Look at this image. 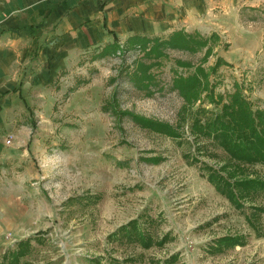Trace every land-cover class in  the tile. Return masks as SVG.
<instances>
[{"label": "rangeland", "instance_id": "374dc122", "mask_svg": "<svg viewBox=\"0 0 264 264\" xmlns=\"http://www.w3.org/2000/svg\"><path fill=\"white\" fill-rule=\"evenodd\" d=\"M240 11L221 27L208 14L201 22L191 14L189 50L143 40L103 50L102 58L88 53L50 85V102L33 88L27 114L7 119L2 133L21 162L0 165V264H163L173 254V264H264V211L260 236L246 220L251 206L264 209V192L236 209L206 168L233 183L264 178V165L235 169L193 125L220 114V97L229 100L236 85L254 111H264V11ZM193 76L201 100L189 104L178 87ZM157 124L178 135L158 132ZM155 157L161 161L149 162ZM135 218L155 238H168L144 249L113 237ZM236 234L246 236L245 246L208 250Z\"/></svg>", "mask_w": 264, "mask_h": 264}, {"label": "crops", "instance_id": "0c3cea01", "mask_svg": "<svg viewBox=\"0 0 264 264\" xmlns=\"http://www.w3.org/2000/svg\"><path fill=\"white\" fill-rule=\"evenodd\" d=\"M0 1V165L6 160L13 165L21 162L18 151L6 150L2 133L7 119L14 122L20 111L27 114L33 88L39 92V99L50 102V85L88 53L99 56L106 47H121L136 36L164 41L175 32L188 31L191 14L197 15L200 22L208 14L218 21L215 26L221 27L226 24L224 20L235 18L240 10L264 11V0ZM53 26L58 28L44 32L45 27ZM41 40L43 46L36 50L34 45ZM30 69L34 71L32 77ZM16 130V126L10 128V134L16 135Z\"/></svg>", "mask_w": 264, "mask_h": 264}, {"label": "trees", "instance_id": "16d2710c", "mask_svg": "<svg viewBox=\"0 0 264 264\" xmlns=\"http://www.w3.org/2000/svg\"><path fill=\"white\" fill-rule=\"evenodd\" d=\"M185 32H175L169 39L161 41L160 39H155L158 41V45L162 48L173 47L176 49H188L190 41H187ZM150 40L140 36L130 38L127 43L140 42V41ZM152 40V39H151ZM199 45L207 46V41L202 42V40H195ZM127 44V45H128ZM113 47H106V49L111 50ZM122 47V46H121ZM119 46V48H121ZM105 49V50H106ZM103 54L100 53V56ZM97 56V57H100ZM216 70V69H215ZM214 70V71H215ZM206 85L209 86L208 76L205 78ZM182 80V77L180 81ZM188 82L190 86L181 85L178 87V92L181 97H184L186 101L195 103L197 100H201L199 91L200 81L195 78V76L183 79ZM177 84L180 83L179 79L176 80ZM202 85V84H201ZM204 85V84H203ZM196 89L195 92H192ZM223 101V97H220ZM221 99L218 103L221 104L222 112L220 114H215L212 118L205 122V125L200 124V118L197 117L193 120V125L198 126V131L201 132L202 136L211 138V140H216L223 150L230 155L232 161L235 164V169H242L243 164L248 165H264V111L252 109L251 103L248 102L243 95L242 89L236 87L235 91L230 95L229 100L223 102ZM214 101V97H212ZM154 125V124H153ZM162 129L158 132H162L166 135L176 136L178 133L172 128V126L167 124H157ZM155 126V125H154ZM149 162L159 163L160 157H155L154 159H148ZM208 168L211 173L207 175L208 181L216 186V189L228 199L231 204L236 209H244L245 200L254 199L255 195L264 192V178H244L235 179L232 183L230 178L224 179L222 177L216 178V170L210 167ZM214 172V173H213ZM251 214L246 215V219L249 225L255 229L257 235L260 236L261 229L259 228L261 215L264 209L258 206H251ZM151 222L153 220L151 219ZM113 237L121 239L124 242L134 243L145 249H149L153 246H161L168 236H163L159 239L154 237V235L144 227V224L140 222L139 219H133L126 223V225L121 226L115 233ZM246 236L243 235H226L221 238L216 239V241L208 247V250L213 253H222L236 246H245ZM24 247V246H23ZM25 248V247H24ZM18 252L13 254V258L19 259ZM176 254H173L168 260H165L163 264H173L177 259Z\"/></svg>", "mask_w": 264, "mask_h": 264}, {"label": "built area", "instance_id": "2783aa9c", "mask_svg": "<svg viewBox=\"0 0 264 264\" xmlns=\"http://www.w3.org/2000/svg\"><path fill=\"white\" fill-rule=\"evenodd\" d=\"M6 142H8V143H9V142H10V141H9V139H7V140H6Z\"/></svg>", "mask_w": 264, "mask_h": 264}]
</instances>
